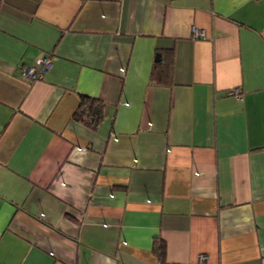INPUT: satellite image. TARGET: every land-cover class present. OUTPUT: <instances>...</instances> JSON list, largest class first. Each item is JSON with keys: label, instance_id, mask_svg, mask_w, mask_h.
<instances>
[{"label": "crops", "instance_id": "obj_1", "mask_svg": "<svg viewBox=\"0 0 264 264\" xmlns=\"http://www.w3.org/2000/svg\"><path fill=\"white\" fill-rule=\"evenodd\" d=\"M0 264H264V0H0Z\"/></svg>", "mask_w": 264, "mask_h": 264}, {"label": "trees", "instance_id": "obj_2", "mask_svg": "<svg viewBox=\"0 0 264 264\" xmlns=\"http://www.w3.org/2000/svg\"><path fill=\"white\" fill-rule=\"evenodd\" d=\"M72 117L80 120L87 127L94 129L101 119V111L98 100L94 97L81 94L77 108L74 110ZM154 252L158 258L163 261L165 257V244L157 243Z\"/></svg>", "mask_w": 264, "mask_h": 264}, {"label": "built area", "instance_id": "obj_3", "mask_svg": "<svg viewBox=\"0 0 264 264\" xmlns=\"http://www.w3.org/2000/svg\"><path fill=\"white\" fill-rule=\"evenodd\" d=\"M192 33L194 37H199L203 35V32L197 29L196 27L192 28ZM49 66H50L49 58L43 57V58L38 59L35 64L21 67V70H22L23 76H26L27 78H30L32 80H36L38 78H41L44 75V73L47 71ZM226 94L232 95L236 98H240L239 90L237 88L227 90ZM198 258L201 263H204L206 260V255L200 254Z\"/></svg>", "mask_w": 264, "mask_h": 264}]
</instances>
